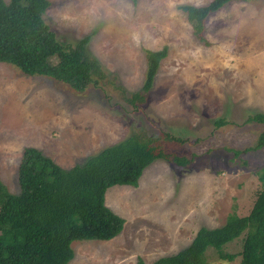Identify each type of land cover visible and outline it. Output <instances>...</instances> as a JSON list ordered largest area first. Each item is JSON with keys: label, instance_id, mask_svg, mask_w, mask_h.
<instances>
[{"label": "rangeland", "instance_id": "1", "mask_svg": "<svg viewBox=\"0 0 264 264\" xmlns=\"http://www.w3.org/2000/svg\"><path fill=\"white\" fill-rule=\"evenodd\" d=\"M210 1L48 0L43 20L55 37L67 44L89 37L87 52L106 74L99 88L82 94L0 63V182L8 192L19 191L25 148L70 169L135 135L189 160L181 167L157 160L137 187L109 188L105 205L124 220L122 232L110 241L73 242L69 264H152L184 249L200 228L250 211L264 149L242 152L260 132L246 119L264 113V1L232 2L211 14L204 45L179 7ZM164 46L167 57L135 111L126 99L141 91L145 52ZM242 239L222 249L232 261L219 260L212 248L205 260L239 264Z\"/></svg>", "mask_w": 264, "mask_h": 264}, {"label": "trees", "instance_id": "2", "mask_svg": "<svg viewBox=\"0 0 264 264\" xmlns=\"http://www.w3.org/2000/svg\"><path fill=\"white\" fill-rule=\"evenodd\" d=\"M134 1V0H132ZM264 0H211L207 5H184L192 34L208 45L203 36L208 17L232 2ZM48 0H0V63L26 77H44L63 84L75 93L99 88L105 72L87 52L89 37L73 44L59 41L43 20ZM164 46L145 52L141 91L126 101L139 111L153 86ZM260 128L250 148L264 149V113L246 119ZM221 119L214 126L224 125ZM163 140L184 144V140L163 134ZM235 152L234 158L239 156ZM157 160L188 165L185 157L168 154L160 145L132 135L121 143L89 157L82 165L63 169L35 148H25L17 168L19 191L12 194L0 182V264H69L75 241H110L120 235L124 220L105 205V193L114 186L137 187L143 171ZM254 202L246 215L232 213L219 228H200L188 246L161 257L152 264H210L204 255L212 248L221 261L235 256L224 254V246L240 236L239 264H264V167L257 174ZM136 264H144L137 258Z\"/></svg>", "mask_w": 264, "mask_h": 264}]
</instances>
